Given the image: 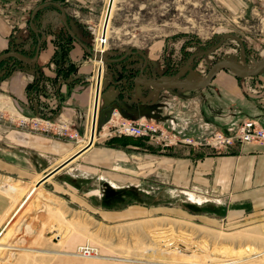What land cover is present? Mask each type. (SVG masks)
Segmentation results:
<instances>
[{
  "label": "crops",
  "instance_id": "1",
  "mask_svg": "<svg viewBox=\"0 0 264 264\" xmlns=\"http://www.w3.org/2000/svg\"><path fill=\"white\" fill-rule=\"evenodd\" d=\"M106 1L0 0V54L12 43H20L26 48L35 46L36 34L28 26V22L31 11L43 3L58 5L74 37L90 48L94 35L101 25ZM255 1L245 0V3L252 10L251 4ZM57 10V7L49 6L34 19L48 17ZM22 16L29 17L27 25L20 21ZM44 24L46 26H37L46 37L40 44L36 65L15 63L0 77V180L17 181L28 187L34 186L43 175L87 143L96 71L93 60L72 40L67 43L66 61H59L57 64L62 67L67 63L72 64L74 70L64 81L61 80V84H57L58 80L54 83L56 73L53 54L59 51L55 44L63 43L66 37L63 29H55L50 22ZM155 50L145 53L148 63L149 60L155 59L153 56ZM2 67L5 68L4 65ZM39 75L42 82L38 80L37 83L39 86L41 84L43 89L41 93L38 91L36 95L34 94V100L38 102L44 114H52V105H55L57 112L60 113L55 123L64 126L66 134L64 136H56L52 132L47 134L30 132L16 125L18 118H33L35 111L37 112L28 101L26 86L33 83L34 78ZM256 80L249 87L255 91L251 95L253 97H246L243 94L242 83L239 80L222 72L210 82L202 95H193V92L188 91L178 93L180 91H174L176 88L160 93L152 86H147L138 87V92L144 93L145 88L152 89L153 92L144 96L143 102H138L129 94L132 84L119 85L114 81L110 83L105 77L100 83L96 129L92 144L44 179L35 189L60 202L72 203L80 210L99 211L101 218L107 221L139 216L140 210L129 207L115 211H100L97 204L104 190L140 187L149 182L164 185L175 196L182 195L188 204L206 214L220 213L217 217H221V220L264 214V143L235 145L224 152L216 153L205 148L161 147L143 138L116 136L106 138L103 128L111 113L116 112L126 119L144 118L161 129L165 119H169L166 116L171 114L168 110L170 103L167 102L172 101L167 99V102H163L160 97L163 93L171 92L173 100L181 97L179 98L182 99L179 101L181 108H185L186 111L180 110L178 114L185 116L186 119L189 112L196 111L195 114L201 120L203 117L219 127L224 123L227 125L225 117L221 120L222 105L226 109L238 110L241 118H245L244 114L247 113L264 129V75ZM175 111H178L177 108ZM177 117L171 116L169 120L177 122L179 118ZM73 133L76 134V138L69 139L67 135ZM10 205L11 199L0 190V220L6 215ZM198 217L209 220L205 216ZM83 245L89 244L76 245L71 251L57 252L59 262L112 263L111 259L87 261L91 259L76 257L74 255L76 249ZM97 251L100 257L98 248ZM129 260L117 261L133 263ZM136 264L169 263L140 261Z\"/></svg>",
  "mask_w": 264,
  "mask_h": 264
},
{
  "label": "rangeland",
  "instance_id": "2",
  "mask_svg": "<svg viewBox=\"0 0 264 264\" xmlns=\"http://www.w3.org/2000/svg\"><path fill=\"white\" fill-rule=\"evenodd\" d=\"M251 6H253L252 10L245 0H238L237 3L223 0H113L103 56L119 59L128 49L131 48L134 51L124 61L112 64L108 69L105 66L104 72L110 74L115 84H121L115 81V76L120 75L124 78L130 77L132 84V79L138 75V70L143 65V60L135 54V50L145 54L154 49H156L153 53L155 59L149 60L144 74L145 80L148 81L157 80L160 77H175L177 81L183 82L187 76V74H180L183 70L193 72L196 77L204 79L208 69L222 60L226 62L242 60L249 68H252L255 61L260 58L264 60V0H256ZM55 16L57 19L54 18ZM34 17L32 20H36ZM46 17H39L40 20H36L39 22L37 26H46L44 22H50L56 27L55 29H63L58 10ZM28 20L29 17L22 16L20 21L27 25ZM63 33H65L64 29ZM65 37H67L66 33ZM37 38L38 35H36ZM23 46L20 43H12L7 50L21 51L26 58L27 54L31 57L34 45L29 48ZM8 63H12L10 67L15 63L21 64L16 60H8L4 64V69ZM172 71L173 75L170 74ZM121 72L124 73L121 74ZM222 72L233 76L228 70L220 69L213 79ZM261 75H264V66L256 75L238 79L242 83L241 88L245 96L249 94L250 84L257 81L256 78ZM208 85L201 90L188 92H193V95H202L208 89ZM161 87L155 88L156 91L162 93L174 88ZM132 88L131 85L130 90ZM135 88L136 92H129V94L138 102H143V97L153 92L152 89L145 88L144 91L142 90L144 93L140 94L138 86ZM175 90L180 91L178 93H185L182 92L185 90L178 87ZM168 93H163L160 97L162 101L164 100L163 102H167V99L172 101L167 102L170 103L168 110L171 114H168L166 118L178 116L179 128L172 131L168 126L170 120L165 119L162 126L165 133L180 131L184 137L194 140L196 137L205 136L202 123L206 124L209 130L214 128L223 133L227 128L234 127L247 118L254 120L247 113L244 114L245 118H241L238 110L226 109L222 105L221 120L225 117L227 125L224 123L219 127L215 123H209L203 117L201 123L198 121L199 116L195 114L196 111L189 112L186 119L185 116L178 114L180 110L186 111L185 108H181L179 102L182 100L179 99L181 97L178 96V99L173 100L172 93ZM249 95L253 97L252 94ZM180 127L183 129L181 130ZM6 182L21 186L24 194L34 187L12 180H0V186ZM131 187L107 188L102 192V196L109 189L122 191L121 189L126 190ZM133 188L136 194L142 193L140 197L139 194L137 195L140 204L119 208V210L134 207L140 210V215L109 221L101 218L99 211L80 210L78 207L74 210L67 206V202H60L38 189H35V194L20 210H15L24 194L20 199L12 195L9 197L10 208L0 220L1 229L15 210V215L0 235V264H67L68 262H59L58 255L54 253L71 251L76 245L85 243L97 247L101 253L100 257L87 261L111 259L110 264L160 261L154 257L137 255L145 247L151 246L169 248L186 255L196 253L202 258L209 255L211 259L226 260L236 259L237 256H245V258L248 255L256 256L264 252V214L221 220V217H217L220 213L206 214L188 204L182 195L175 196L170 193L164 185L149 182L145 186ZM134 199L131 195L125 194L120 201L126 203ZM97 207L100 211L106 210L101 207L100 201ZM54 209L60 211L55 213ZM198 216H205L209 220ZM47 251L54 252L50 255ZM118 259L133 261V263L117 261ZM254 262L251 264H264V256L255 259ZM82 264H89V262Z\"/></svg>",
  "mask_w": 264,
  "mask_h": 264
},
{
  "label": "built area",
  "instance_id": "3",
  "mask_svg": "<svg viewBox=\"0 0 264 264\" xmlns=\"http://www.w3.org/2000/svg\"><path fill=\"white\" fill-rule=\"evenodd\" d=\"M32 24L34 27H37L39 24L38 21L32 20ZM44 34V33H43ZM45 35V34H44ZM106 38L101 41L100 45L104 46L106 44ZM96 40L94 39V44ZM92 43L90 49L97 54L99 53L95 49V45ZM99 50V49H98ZM104 51H101L99 54L103 56ZM27 58L30 57V54L26 55ZM139 57V56H138ZM141 58V57H139ZM142 59V58H141ZM94 60V59H92ZM143 60V59H142ZM12 63H8L6 69H0V76L4 75V73L10 69V65ZM142 65V64H141ZM5 67V66H4ZM10 67V68H9ZM52 67V66H51ZM105 73V72H104ZM145 72L142 75H137L132 79V90L130 92H136L137 87L135 85V80L139 82H143L141 78L145 80ZM35 79V78H34ZM34 81V80H33ZM146 81V80H145ZM57 84H61V81L58 80ZM248 92L253 94L255 91L253 89L248 88ZM28 96V101L30 102V97H34L33 92L26 93ZM36 95V94H35ZM137 97V96H135ZM33 104V109L37 110L35 103ZM52 105V112L54 117L52 119L41 118L37 115L35 111V116L33 118H25L20 117L16 120V125L21 129H28L32 132H39V133H54L56 136H64L65 129L64 126L61 124H56L55 120L60 117V113L57 112V108ZM1 117V115H0ZM174 117H177L174 115ZM198 121L202 123L200 117ZM203 130L205 136L196 137L194 140L188 137H184L180 134V131H174L171 133H165L163 128L159 129L156 124L145 120L144 118L138 119H125L120 117L116 112L111 113L107 121L104 123V130H105V137H130V138H143L147 141L153 142L154 144L161 146V147H171V146H186L191 147L194 149H209L216 153L224 152L228 148L233 147L235 145L241 144H249V143H264V129L261 128L256 121L253 120H243L240 121L234 127H229L226 129V133H221L216 131L214 128L211 130L208 129L207 125L202 123ZM56 126V127H55ZM168 126L171 127L170 129L173 131L179 128L177 122L169 121ZM181 130L183 129L180 127ZM179 136H183L179 138ZM69 139H75L76 134L73 133L71 135H67ZM74 255L79 258L83 259H92L97 258L99 256L97 248L89 245H83L76 249Z\"/></svg>",
  "mask_w": 264,
  "mask_h": 264
},
{
  "label": "water",
  "instance_id": "4",
  "mask_svg": "<svg viewBox=\"0 0 264 264\" xmlns=\"http://www.w3.org/2000/svg\"><path fill=\"white\" fill-rule=\"evenodd\" d=\"M112 4H113V0H107L105 11H104V15H103V19H102L101 29H100V35H101L102 38L104 37V34H105L106 30H107V26H108L110 14H111ZM49 6L57 7V9L59 10V14H60L59 21H60L61 26L64 29L66 35L70 39H72L75 43H77L83 49V51L90 57V59H95V57L97 55L93 51V49H90L89 47H87L85 44L81 43L80 41H78L74 37L72 31L68 27V24L66 22L64 14L62 13L61 8L58 7V5H55L53 3H43V4L39 5L38 7H36L34 10H32L31 13H30V21L28 23V26L31 29H33V31H34V33L36 35H38V38H37V41L35 43L32 56L30 58H26L24 55L20 54L19 52L8 51V52L3 53V54L0 55V62L4 61L6 59H14V60L18 61L21 64L36 65V60H37L38 52H39V49H40V44L45 41V35L40 30L36 29L33 26L32 19L37 13H39L40 11L44 10L45 8H47ZM133 51L134 50H132L131 48L128 49L122 55V57H120L119 59H109V58H106L105 56L99 55V58H100V60L102 62V72H100L99 69L95 71L94 90H93V99H92L90 125H89V135H88L87 143L82 148H80L78 151H76L74 154H72L70 157H68L67 159L62 161L60 164H58L56 167H54L49 172H47L45 175H43V177H41L35 183L34 188H37L44 179H46L48 176H50L51 174H53L54 172H56L57 170L62 168L65 164H67L70 160H72L75 156L80 154L82 151L87 149L92 144L93 138H94V134H95V129H96V119H97V108H98V97H99V92H100V83H101V80L103 78H105V77L108 79L109 82H111V76L109 74H105L104 73V68L108 64L118 63V62H121V61L125 60L128 55L133 53ZM135 54L143 59V65L138 70V75H142L143 72H145V69H146L147 58H146V56H145V54L143 52L135 50ZM261 61H262V58L258 59L257 61H255V68L253 70H251L250 72L241 74V73L236 72L231 67V65H229L225 60H222V61L214 63L208 69V71L206 73V76H205V78L203 79V82L200 85H197V86L184 85L183 86L182 83H180L181 82L180 81L178 83L163 84L161 86L174 87V88L178 87V88H181V89H183L185 91L201 90V89L205 88L211 82V80L213 79V76L215 75V73L218 70H220V69L228 70L234 77H237V78H248V77H252V76L256 75L260 71V69L262 68L260 66ZM153 82H159V83L162 82V77L158 78L157 80H152V81L146 80V81H143V82H139V81L135 80V85L138 86V87L139 86L147 87V86H151V84ZM67 206L69 208L74 209V210L78 209L77 206H75V205H73L71 203H68Z\"/></svg>",
  "mask_w": 264,
  "mask_h": 264
},
{
  "label": "bare ground",
  "instance_id": "5",
  "mask_svg": "<svg viewBox=\"0 0 264 264\" xmlns=\"http://www.w3.org/2000/svg\"><path fill=\"white\" fill-rule=\"evenodd\" d=\"M112 7H113V4H112ZM111 10H112V8H111ZM103 15H104V13H103ZM54 18L57 19V16H55ZM102 19H103V17H102ZM101 24H102V22H101ZM100 29H101V26L99 27L97 33H95V35H94V39L96 40L95 44H94V39H93V44L95 45V49L99 53L105 49V45L104 46L100 45L101 41L103 40V38L104 39L107 38V30L104 34V37L102 38L100 35ZM99 53L96 54L97 56L95 57L93 62L96 65V70L99 69L100 72H102V62L99 58V55H100ZM227 63L229 65H231V67L236 72L241 73V74L250 72L251 70H253L255 68V63H253L252 68H249L242 60H240V61H227ZM260 66L261 67L264 66V60L261 61ZM188 73H189L188 70H183L182 73H180V74H185V75L187 74L186 79L183 80V82L177 81L175 77H172V78H166L165 77V78H162V82H160V83L154 82L151 85L154 87V89L155 88L160 89V88H162L161 85H163V84H172V83L180 82V83H182L183 86L184 85L197 86L203 82V78L196 77L193 72H190L189 74ZM87 140H88V137H87ZM0 190L5 192L6 194L10 195L9 197H11L13 195L16 199H20L22 197V195L24 194V189L21 186L16 185V184H10L7 182L5 184H3L2 186H0ZM35 192H36V190L34 187L29 189L28 192L24 194L23 199L21 200V202L19 203L18 207H16L15 210H20L21 207H23V205L35 194ZM15 210H14V213H15ZM59 211H60L59 209L58 210L54 209L55 213H58ZM14 213L6 221V223L1 227L0 235L2 234L4 229L7 227L9 220L15 215ZM17 214L18 213H16V215ZM176 251H178V250H176ZM53 252L54 251H49V252L47 251V253H49L50 255ZM248 252H250V251H248ZM56 253H54V254H56ZM137 255L144 256V257H154V258L160 259V261L156 260V262L169 263V264H241V263L242 264H244V263H250L251 264V262H254L255 259H258L259 257L264 256V252H262L256 256L248 255V256H246V258H245V256H242L244 258L237 256L236 259H227L226 260V259H214V258L211 259L209 257V255H207V256L202 255L203 256V258H202L200 255H199L200 257L197 256L198 254H196V253L191 254V255H186V254L181 253L180 251L175 252V250H169V248H158V247L155 248V247L151 246V247H145Z\"/></svg>",
  "mask_w": 264,
  "mask_h": 264
},
{
  "label": "trees",
  "instance_id": "6",
  "mask_svg": "<svg viewBox=\"0 0 264 264\" xmlns=\"http://www.w3.org/2000/svg\"><path fill=\"white\" fill-rule=\"evenodd\" d=\"M37 41V39H36ZM72 41V39H70L68 36L66 37V39L64 40L63 43H56L55 45L58 46L59 51L57 50L56 52H54L53 54V62L55 64V73L56 76L54 78V83H56L57 80H62L64 81L65 78L70 74V72H72L74 70V66L72 64L67 63L65 67H62V65H58L57 63H59V61H66V57H67V52H68V44ZM53 42H55L53 40ZM68 43V44H67ZM67 44V45H66ZM10 51V50H9ZM8 52V50H3L1 54ZM20 54L24 55L21 51H18ZM0 54V55H1ZM25 56V55H24ZM147 58V57H146ZM8 60H14V59H6L2 62H0V68H3L2 66L5 64L6 61ZM124 61V60H123ZM148 63V61H147ZM115 64V63H113ZM112 64H108L106 65V69H108V67H111ZM147 66V65H146ZM173 71L170 73L171 75H173ZM166 75V74H165ZM59 78V79H58ZM235 79H239L237 77H234ZM38 80H40V83L42 82V77L39 75V77H36L33 81V83H31L30 85L26 86V93L28 92H33V94H35L36 92H42V85L37 83ZM213 80V79H212ZM211 80V81H212ZM115 81L116 82H121L124 84H131V78L127 77V78H121L120 76L116 77L115 76ZM111 82H112V77H111ZM110 82V83H111ZM113 83V82H112ZM245 93V92H244ZM247 97H250V95H246ZM30 102H33L37 105V115L41 118H47V119H52L54 117L55 114H44L43 111L40 109V105L38 104V102L36 100H34V97H30ZM122 191H114V190H108L107 192H105V194L102 196L101 200H100V205L101 207H103L106 210H117L119 208H124V207H128V206H133V205H139V199L137 198V195L139 194V197L142 193H135V188L131 187L128 188L126 190L121 189ZM131 195L133 198L137 199L138 201H136L134 199V201L132 202H126L123 203V205H118V204H122L121 201L124 198V195ZM121 200V201H120ZM117 205V206H116Z\"/></svg>",
  "mask_w": 264,
  "mask_h": 264
}]
</instances>
